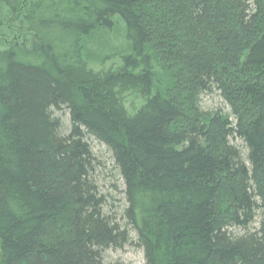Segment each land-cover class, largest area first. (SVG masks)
Listing matches in <instances>:
<instances>
[{
  "label": "trees",
  "instance_id": "trees-1",
  "mask_svg": "<svg viewBox=\"0 0 264 264\" xmlns=\"http://www.w3.org/2000/svg\"><path fill=\"white\" fill-rule=\"evenodd\" d=\"M100 30L123 43L95 70ZM0 32V264H105L132 243L87 136L112 153L144 264H264V0H0ZM211 90L231 115L201 109Z\"/></svg>",
  "mask_w": 264,
  "mask_h": 264
},
{
  "label": "rangeland",
  "instance_id": "rangeland-1",
  "mask_svg": "<svg viewBox=\"0 0 264 264\" xmlns=\"http://www.w3.org/2000/svg\"><path fill=\"white\" fill-rule=\"evenodd\" d=\"M11 33L15 34L13 28H11ZM3 33V32H0ZM113 31L111 34H115ZM4 34V33H3ZM110 32L106 30H100L93 35L89 44L83 52V55L87 61H90L91 67L95 70L100 68H107L109 66H118L120 61L117 56H110L109 59L105 60H93L94 58H100L106 54H114L117 51L115 47L117 44L123 43V39L118 37L116 40L111 39ZM16 35V34H15ZM1 39L6 37L0 36ZM11 36L6 39L9 40ZM110 41V47L106 49V42ZM108 45V43H107ZM125 52V51H124ZM102 61V62H101ZM102 65V66H101ZM141 99L135 97L134 95H128L125 98V106L128 112H133L134 109L141 103ZM200 107L204 111H216L220 110L225 114H230V109L226 103L219 96V93L215 90L205 92L200 96ZM53 115L59 119L61 128L59 130L61 135H67L70 131V120L66 109L53 110ZM94 157V168L92 179L98 189L99 194L104 198L103 211L104 213L115 218L116 222L122 228H127L130 232L132 243L124 246L122 249H108L102 254L103 262L105 264H144L143 251L140 247L135 245L136 234L129 226L125 223L123 217V211L126 208L125 197L123 194L124 184L117 169L111 151L102 143L96 141L93 137L87 136L85 139ZM231 144L236 145L242 152L243 159L245 160L246 149L242 142L238 139H232ZM259 222V217L251 225L252 228H257ZM234 231H238L235 229ZM241 231H238L240 233Z\"/></svg>",
  "mask_w": 264,
  "mask_h": 264
}]
</instances>
